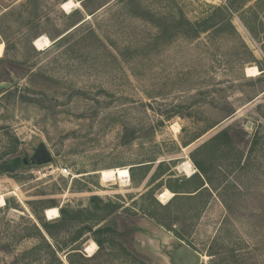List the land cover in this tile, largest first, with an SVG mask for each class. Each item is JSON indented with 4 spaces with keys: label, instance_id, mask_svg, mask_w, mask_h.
<instances>
[{
    "label": "rangeland",
    "instance_id": "374dc122",
    "mask_svg": "<svg viewBox=\"0 0 264 264\" xmlns=\"http://www.w3.org/2000/svg\"><path fill=\"white\" fill-rule=\"evenodd\" d=\"M0 44V264H264V0H0Z\"/></svg>",
    "mask_w": 264,
    "mask_h": 264
},
{
    "label": "water",
    "instance_id": "95a60500",
    "mask_svg": "<svg viewBox=\"0 0 264 264\" xmlns=\"http://www.w3.org/2000/svg\"><path fill=\"white\" fill-rule=\"evenodd\" d=\"M14 83H17V80ZM10 87L11 84L9 83L0 84V88L9 89ZM250 127L254 128L255 126L248 124V128ZM23 163L25 165L30 163L36 166H44L52 163V156L47 147L40 144L30 160L24 159ZM161 249L162 247L160 248V254ZM162 252L168 264H201L202 261V257L197 252L176 239L167 241L163 246Z\"/></svg>",
    "mask_w": 264,
    "mask_h": 264
},
{
    "label": "bare ground",
    "instance_id": "6f19581e",
    "mask_svg": "<svg viewBox=\"0 0 264 264\" xmlns=\"http://www.w3.org/2000/svg\"><path fill=\"white\" fill-rule=\"evenodd\" d=\"M73 1H69L66 4V7L72 8L74 6ZM5 54V46L4 44H0V57H3ZM249 77H256L260 75V70L257 67H251L247 70ZM180 170L185 173L188 177H193L195 174H197V169L193 166L192 162L190 160H187L182 166L180 167ZM102 179L104 182H110V181H120L122 184L129 182L131 179V174L128 169L119 168V169H110L105 170L101 173ZM171 194V192L166 191L163 193L161 198L165 199ZM6 203L5 198L3 196L0 197V205L4 206ZM47 218L49 220H54L59 218L60 216V210L59 208H49L46 211ZM97 249L96 243H92L91 246L88 247L87 251L89 252L90 256H92Z\"/></svg>",
    "mask_w": 264,
    "mask_h": 264
},
{
    "label": "trees",
    "instance_id": "16d2710c",
    "mask_svg": "<svg viewBox=\"0 0 264 264\" xmlns=\"http://www.w3.org/2000/svg\"><path fill=\"white\" fill-rule=\"evenodd\" d=\"M59 41H61V40H59ZM58 41V42H59ZM58 42H56V43H58ZM55 43V44H56ZM224 138H229V133L227 132V131H223V132H220L219 134H217L214 138H212L211 139V141L209 142V143H211V142H214V141H221V140H223ZM208 143V144H209ZM208 144H205L202 148H205V147H207L208 146ZM19 159H16L15 160V163L18 165L19 164ZM194 163H195V165L197 166V168L199 169V171L200 172H202V174H204V175H206V172H205V169H204V166H202L197 160H195L194 159ZM131 172V171H130ZM203 187V186H202ZM166 207V206H165ZM62 214L64 215L65 214V211L64 210H62ZM43 226H44V228H46L47 227V224H43ZM97 243L101 246L102 245V242H100V241H97Z\"/></svg>",
    "mask_w": 264,
    "mask_h": 264
}]
</instances>
